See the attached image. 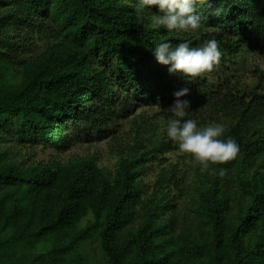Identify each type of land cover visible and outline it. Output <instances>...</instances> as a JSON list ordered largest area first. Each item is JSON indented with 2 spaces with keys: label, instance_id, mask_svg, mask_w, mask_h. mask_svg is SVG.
I'll return each instance as SVG.
<instances>
[{
  "label": "trees",
  "instance_id": "trees-1",
  "mask_svg": "<svg viewBox=\"0 0 264 264\" xmlns=\"http://www.w3.org/2000/svg\"><path fill=\"white\" fill-rule=\"evenodd\" d=\"M197 14L198 36L153 29L131 0H0V139L59 150L95 136L116 156L0 148V264H77L87 240L105 264H264V0H197ZM209 39L220 62L191 81L151 51ZM182 88L186 118L222 123L234 159L201 171L164 156L179 148L166 108Z\"/></svg>",
  "mask_w": 264,
  "mask_h": 264
},
{
  "label": "clouds",
  "instance_id": "clouds-1",
  "mask_svg": "<svg viewBox=\"0 0 264 264\" xmlns=\"http://www.w3.org/2000/svg\"><path fill=\"white\" fill-rule=\"evenodd\" d=\"M203 2L200 0V3ZM131 6L137 17L150 12L151 27L155 30L198 36L202 29L201 17L197 14V0H131ZM152 6L157 9L155 13L150 10ZM151 51L159 64L168 66L169 73H179L190 81L210 72L222 56L216 39L206 40L197 46H193L191 40L176 44L161 40L155 43ZM187 93V88L174 92L176 99L166 108L171 113L166 124L167 136L198 163L201 171L208 170L210 165H222L234 159L238 145L232 137H225L222 123L199 125L197 120L186 118L190 111L189 101L180 97ZM224 171L220 168L219 174L223 175Z\"/></svg>",
  "mask_w": 264,
  "mask_h": 264
},
{
  "label": "rangeland",
  "instance_id": "rangeland-1",
  "mask_svg": "<svg viewBox=\"0 0 264 264\" xmlns=\"http://www.w3.org/2000/svg\"><path fill=\"white\" fill-rule=\"evenodd\" d=\"M110 146L111 144L109 143L108 139H100L95 136L87 137L85 135L75 136L68 148H59V150L51 147L42 149L41 146H34L30 144H25L24 147H21L19 145H15L13 141L8 139H0V148H3L5 151L7 150V155L13 154L15 149H18V159L20 158L19 160L23 158L25 161L45 162L49 159H55L65 162L68 159L74 158L76 156H89L97 158L99 165H104L107 167H112L116 160V156L110 152ZM164 156L171 162H179V167L184 165L183 163H191L192 161L190 158H188L187 154L182 152L179 148H175L174 150L167 152ZM7 159L9 158H6V160ZM148 179L150 181L152 180L150 177H148ZM89 219H91V215L83 218L78 226H84L86 221ZM10 236L11 234L8 230H0V241L4 238H9ZM47 246L48 243L40 242L37 244L33 252L42 251ZM18 252H21V249H19ZM71 258H74L77 261V264H105V259L100 251L99 244L94 240H87L81 243L77 247V252L74 253ZM19 264H24V262L19 260Z\"/></svg>",
  "mask_w": 264,
  "mask_h": 264
}]
</instances>
